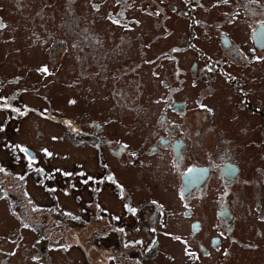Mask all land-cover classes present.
<instances>
[{
    "label": "flooded vegetation",
    "instance_id": "obj_1",
    "mask_svg": "<svg viewBox=\"0 0 264 264\" xmlns=\"http://www.w3.org/2000/svg\"><path fill=\"white\" fill-rule=\"evenodd\" d=\"M64 1L69 3L67 6L64 5L67 11L79 0ZM151 1L153 2L154 14L150 16L149 22L146 23L149 34L169 25L162 21L169 22L166 18L169 15L166 8L159 5L157 0ZM15 3L14 7L19 9L23 7L45 9L47 7V4L44 6L40 1L36 3L34 0H16ZM120 3L122 6L118 8V13H115L114 10L108 13V25L110 23L129 36L133 25L138 23L133 21V18L129 19L127 17L124 11L128 5L127 1L120 0ZM204 5L205 3L200 6L204 8ZM91 6L100 9L98 3ZM200 6L196 0V2L191 3L189 8L198 10ZM243 6L245 8L240 9L241 11L261 8L257 4H245ZM42 9L37 10V14L32 17L12 15L10 18L0 15V35L5 34L11 37V39L6 40V43L10 46L7 49H5L6 45L4 46L5 55H19L24 53L23 51L26 49L27 51H33L29 53V58L34 61L37 60L35 65L30 66L32 69L25 67L26 70H29L24 75L25 78L31 72H43L46 60L44 62L39 61L44 57L46 50L55 59L53 61L55 64L53 73L50 75L56 78L57 57L60 47L62 50L65 48V44L56 40L55 35H53L55 24L59 23V21H56L58 16L45 15ZM168 9H171L169 11L171 13H177L178 17H192L191 10L188 7H186V10H179V6L174 5V1L168 4ZM10 12L13 13L14 11L11 10ZM59 12L60 9L57 13ZM198 14L199 11H197L196 18L192 17L183 22L181 29L186 27V30H181L180 41L184 39L187 41L188 38L192 40L208 38L209 26L211 25L209 22L206 23V20H199ZM162 15L163 18H161ZM236 16V13L231 12L229 17H226L227 30L220 34L218 39L221 52L225 54V59L230 64H239L245 58L243 49L238 47V39L232 38L234 30L232 21L233 17ZM89 22L90 20L87 19L84 27L78 28L79 36L74 32L76 28L69 30L67 33L71 36L70 40L75 39L78 41V53L75 60L80 65L84 62L87 63L81 65L82 69L85 67L89 69V71L84 70L81 72L82 77L91 76L94 79L96 75L99 79H104L108 74L105 73L108 72L106 61L111 60L115 65L116 62L120 61L119 57H126L127 53L122 52L123 49L119 47L116 49L107 47L106 43L99 41V37H94L91 33H85L83 30L89 25ZM150 22L154 23L151 24ZM261 24H264V20L256 24V30ZM63 26L65 30L68 29L66 22ZM231 28L233 30H230ZM248 28L251 31V39L248 37L249 43L255 47L260 57H264V52L256 46V30H254L252 22H250ZM178 31L174 27L173 41L178 40H175ZM215 31L216 35L221 32ZM125 38L121 34L110 39V41L115 39L120 41ZM25 39L30 40L28 46ZM51 41L53 43L47 47V43ZM21 43L25 48L21 46ZM60 43L63 45L58 46ZM191 47L198 49L194 44ZM120 50L121 52H118ZM106 51H108L107 54ZM110 53H112V57H108ZM101 61L102 64H100ZM199 62V60H196L190 64L176 63L175 70L162 81L164 94L161 100L162 106L165 105L164 113L160 118H154V121L149 120L152 126L150 127V135L146 137L147 144H144V147L139 146V148L134 147L130 142H122L121 139H116V142L120 143H112L114 139L109 135L108 129L110 119L114 118L111 115H106L107 122L100 121L97 118L92 121L87 120L86 129L69 119L65 120L66 124H63L56 117L60 110L56 108L54 101L51 100L52 97L49 92L41 97V103L26 102L20 104L18 102L23 93L19 91L8 92L10 85H13L12 79L4 85L2 79H0V105L3 108L0 111V205L2 207L3 203L6 206L3 210L8 218L16 224L15 226L11 225V230L23 239L21 245L23 254L17 255L14 253L12 246H9L7 250L9 255L0 248V264H51L52 256L57 251L66 253L70 245L81 247L83 241L79 235H84L88 240L86 233L92 227L94 219L86 216L87 205L92 201L88 202V199L83 198L86 194H81V192L91 191L95 193L102 189V192L96 198L102 201V205H107L106 214L100 218L102 222L106 223L111 212L114 211L109 204L112 200V194H108L107 197V190H111L110 192L115 195L117 201L119 199L117 193L125 195V197L130 196L119 169L124 170L126 166L135 168L138 161H143L146 165L143 174L148 178L141 177L143 182L151 181L152 184L159 185L164 189L175 190L174 198L170 197L166 202L176 201V207L169 208L165 201L150 198L160 212L157 215H151L149 211L134 206L132 199L125 200L123 204L125 207H120L119 211H116L117 215L111 218V221L117 223V225L108 232L100 231L97 235H92L90 240L97 239L99 245H92L91 249L86 252L85 258L74 264H94L99 256L104 259L103 264H161V257L166 255L167 250L177 253L173 244L179 245L181 251L178 256L184 257L186 263L202 264L212 262L213 260H209L211 257L221 256L223 262H220V264H227L235 258L233 255L235 248L233 246H237L243 252L259 249L260 246L255 241L248 238L247 241L250 244H237L235 237L244 236L243 233H238L241 232V229L239 231V219L236 214L243 200L249 201L252 198L249 207L258 219L255 220L264 223V104L254 97H251L252 101L248 97L243 98L240 103L242 108L248 105L251 108V113L262 121L260 125H257L261 126V129H259L256 140H251L250 144L246 146H236L229 137L221 138L220 143L219 136L212 141L210 139L212 127L205 128L201 123L202 116L206 114L204 112L193 113L196 107H204L208 103L209 96L212 93L210 87L206 90L197 89L196 91L195 87L198 86H194L192 80L188 79L189 77L200 78L203 73H206V69ZM97 65L98 72L95 73L92 69ZM20 67L17 65V68L22 70ZM130 75V72H128L125 76L127 78ZM125 76L121 80L125 79ZM206 76H210V71L206 73ZM187 86L189 89H187ZM228 86L233 88L234 83L231 81ZM189 91L194 94L193 98L186 97V92ZM34 94L37 95L38 93ZM116 98L120 100L123 96L117 93ZM219 102L215 106L217 109L215 112L207 113L214 117L218 116ZM15 103H17L16 107L12 106L10 110L5 109L9 104ZM39 103L41 106L38 105ZM122 110L123 108L119 111ZM191 116L194 118L189 120ZM30 119H38L44 124L43 129L37 127L34 132L36 142L40 144L39 146H34L28 140L29 134L26 133V127ZM46 123H53L57 126V129H55L57 133L51 137L52 140H55L54 144L43 142V137L46 135L44 130ZM218 125L216 124V129ZM222 131V129H219V132ZM9 133L16 134L17 137H12L8 135ZM244 135L254 136V134L248 133V128L244 130ZM79 137L85 139L84 142L90 150L96 151L95 156L98 157L100 167L112 166L107 174L103 172L101 176H97L86 172L85 176H79L80 166L72 165L67 169L61 167V163L69 161L67 157L62 158L66 153H61L56 148L64 141L76 149L77 144L83 142L78 141ZM17 138L22 140H15ZM138 141L140 143L141 138H138ZM250 149H262L259 161L254 163V156L249 154ZM190 152L197 161L187 162ZM245 157L248 158L247 161L251 164V171ZM88 166L89 163L86 162V171L91 169L87 168ZM139 166L141 165L139 164ZM16 168H20V171ZM122 172H125V170ZM65 178H70L71 183L66 182ZM145 182L144 184H146ZM145 189L147 191L152 190L150 186ZM243 190H245V193L241 194L240 192ZM222 192L224 194H221ZM93 193H89V195ZM80 194L82 197L80 198L82 202L79 205L80 207H69L63 202L64 197L70 201V199L73 200L72 196L80 197ZM150 200L149 203H151ZM207 206L213 210V213ZM163 207H166L165 211H162ZM184 207H186V210L179 212ZM250 209H247V212L249 216H252ZM138 210H141L143 223H139L135 230L132 225L136 221ZM99 211L100 209L97 210V213ZM200 211H202V214ZM90 212L93 213V211ZM31 215L38 218L39 225L30 221ZM50 216L64 218L61 222L67 220L65 223H67L66 229L68 232L63 235L64 239L62 240L65 243L64 248L60 247L59 238H57L58 247L51 245L49 241V239L56 237L55 234L59 232L57 231L53 236L48 235L49 226L47 229L45 228V217L49 218ZM169 217L173 218L171 222H168ZM0 220L3 222L2 219ZM174 220L178 232L171 231V223ZM8 222L9 220L5 223ZM122 223L124 224L120 225ZM0 224L1 227L6 226L4 222ZM244 225L249 226L248 223ZM216 227L217 229H215ZM208 228L215 230L208 232ZM44 230H46V235ZM71 232L74 234L71 235ZM256 235L262 238L264 233L262 230H257ZM165 239H168L171 243H166ZM26 241L36 247L30 248ZM8 242H14L20 247L21 239L19 236L8 232L7 240L3 243L7 244ZM106 242L112 244L106 247ZM116 242L119 243L118 250H116ZM120 242H123V245H120ZM94 243L96 242L93 241ZM89 245L91 244L89 243ZM231 248L233 250L230 251ZM33 250H35L34 253ZM167 257L170 261L175 259L169 258V255ZM187 260H190V262H187Z\"/></svg>",
    "mask_w": 264,
    "mask_h": 264
},
{
    "label": "rangeland",
    "instance_id": "obj_2",
    "mask_svg": "<svg viewBox=\"0 0 264 264\" xmlns=\"http://www.w3.org/2000/svg\"><path fill=\"white\" fill-rule=\"evenodd\" d=\"M15 1L16 0H0V15L7 17L12 15H19V17H32L37 14V10L42 9H31L27 7L21 9L15 8ZM34 1L36 3L40 1L44 6L47 4V7L42 9L44 10L45 15L58 16L56 21H59V23L55 24L53 35H55L56 40L65 44V48L62 50L60 47L57 57V66L55 68L57 69L56 78H53V75H50L53 73L55 65L53 61L55 59L50 55L48 50L45 51L44 57L39 61L44 62V60H46L45 68L47 71L43 70L42 73L34 71L25 78L24 75L29 72L25 67L32 69L30 66L35 65L37 61L29 58V53L33 51H27L25 49V51H23L24 53L19 55H5L4 46L6 45L5 49L10 46V44L6 43V40L11 39V37L5 34L0 35V49H2L0 51L2 52V54H0V79H2L3 85L12 79L13 85H10L8 92L19 91L23 93V96L18 103H38L41 101V97H44L46 93L49 92L52 97L51 100L54 101L56 108L60 110V113H58L56 117L60 119L59 121L63 124H66L67 122H65V120L69 119L86 129L85 126H87L88 121L97 118L100 121L107 122L106 115H111L114 117V120L110 119V126L108 129L109 135L114 139L112 142L113 144L120 143L116 142V139H121L122 142L127 141L132 143L134 147L137 146L136 148H139V146L144 147V144H147L146 137L150 135V127L152 126L149 120L154 121V118H160L164 113L163 109L165 108V105L162 106L161 100V97L164 94L162 81L168 77L169 73L175 70L176 63L190 64L199 60L202 67L206 69V73L210 71V76L207 77L206 73H203L202 76H200L201 79L192 77H189L188 79L192 80L194 86H198L195 87L196 91L197 89L206 90L208 87L212 90L211 92L213 94H210L208 103L204 107H196L193 111L194 114H199L200 112L206 114L205 116L200 115L202 116L201 123L205 128L212 127V130H210L212 133H210V139L213 141L219 136L220 143L221 138L229 137L234 141L236 146H246L250 144L251 140H256L257 134L260 131L259 129H261V126L257 125H260L262 121L259 117L251 113V108L248 105L245 108H242L240 103L243 98L248 97V99L252 101L251 97H254L257 98V100H261L264 104V57H260L256 52L255 47L249 43L250 40L248 41V37L251 39V31L248 28L250 22L253 23L254 30H256V24L259 21L264 20V0H226V2L225 0H197L199 6L205 3L204 8L200 6L198 10L189 8L191 3L196 2V0H157L159 5L165 7L166 12L169 14L166 16L169 22L162 20L169 25L150 34L148 33V28H146V23L149 22L150 16L154 14L152 6L153 2L151 0H126L128 5L125 7L124 11L127 17L129 19L133 18V21L138 23L137 25H133L129 36L122 30L113 27L110 23L108 25V13L113 10L115 13H118V8L122 6L120 0H79L72 8L67 9V11L64 5L67 6L69 3H66L64 0ZM173 1L174 5L177 4L179 6V10H186V7H188V9L191 10L192 17L196 18L197 11H199L198 19L202 21L206 20V23L209 22L211 25L209 26L208 38H196L193 40L188 38L187 41L186 39L183 41L179 40L180 34H182L181 30H186V27L181 29L183 22L192 17H178L177 13L169 12L171 9H168V4ZM97 3L99 4L100 9L91 6L92 4L96 5ZM245 4H257L261 8L241 11L240 9L245 8L243 6ZM59 9L60 12L57 13ZM11 10L14 12L11 13ZM231 12H233V14L236 13L237 15L236 17H233L232 21L234 30L233 28L230 29L233 30L232 38L238 39V47L243 49V56L245 57L239 64H230L226 61L225 54L221 52L218 42L220 34L227 30L228 25L226 24L225 19L226 17H229ZM223 15L225 16L224 18ZM161 18H163V15ZM87 19H89L90 22L83 30L85 33H91L94 37H99V41L106 43L107 47H114V49L119 47L123 49L122 52L127 53L126 57H119L120 61L116 62L115 65L111 60L106 61L108 72L105 73L108 74L104 79H99L96 75L94 79L91 76L82 77L81 72L84 70L89 71V69H87V67L82 69L81 65H86L87 63L84 62L80 65V63L75 60L76 54L78 53V41L75 39L70 40L71 36L67 33L69 30L76 28L74 32L79 36L80 33L78 28H83ZM64 22H66L68 27L67 30L64 29ZM174 27L179 30L175 36V40L178 39L177 41H173L172 34L174 32ZM215 30L221 32L216 35ZM8 34L11 35L10 32H8ZM121 34L126 38L120 41L116 39L110 41V39L116 38ZM139 35H141V37H139ZM25 43L28 46L30 40L25 39ZM51 43H53V41L48 42L47 47ZM62 43L58 46L63 45ZM192 44L198 49H193L191 47ZM21 46L25 48L22 43ZM181 50L185 52H182ZM118 52H121V50ZM107 53L108 51H106V54ZM111 55L112 53H110L108 57H112ZM100 64H102V61ZM17 65L21 66L20 69L22 70H19ZM92 71L97 73L98 65L93 68ZM128 72H130L131 75L126 78L125 75H127ZM123 76H125V79L121 80ZM231 81L234 83L233 88L228 86V83ZM187 89H189L188 86ZM34 93L38 94L36 95ZM117 93L123 96V98L118 100L116 98ZM186 94V97L188 98L194 97V94L190 91L186 92ZM218 101H220L218 103L220 108L219 114L215 117L211 116L207 112H215L217 110L215 106H217ZM40 103L38 105H40ZM12 106L16 107L17 103L9 104L5 109L10 110V107ZM122 108L123 110L120 112L119 110ZM1 109H3L2 105H0V111ZM193 118L194 117L191 116L189 117V120H192ZM216 124H219L217 129ZM43 125L44 124L38 119H30V122L26 127V133L29 134L28 140L31 141L34 146L40 145L36 142L34 132L37 127L43 129ZM246 128H248V133H252L254 136H245L244 130ZM55 129H57V126L53 123L45 124L44 130L46 135L43 137L44 143H55V140L51 139V137L57 133ZM219 129H222L223 131L219 132ZM61 131L62 129L60 130V133ZM8 135L17 137L16 134L12 135L9 133ZM138 138H141L140 143ZM15 140L22 139L17 138ZM78 141L83 142L77 144L76 149L71 147L68 142L64 141H62L60 146L56 148L61 153H66L62 158L67 157L69 161L67 163H61V167L67 169L72 165L80 166L79 176H85L86 172L91 175L101 176L103 172L107 174L109 169H112V166L100 167L98 157L95 156L96 151L93 149L90 150L85 144V139L83 137H79ZM261 150L262 149L249 150V154L254 156V163L260 160ZM245 159L251 167L250 162L247 161L248 158L245 157ZM189 161H197L191 152L188 154L187 158V162ZM86 162L89 163L87 168H91L89 171H86ZM139 164L142 167L139 166ZM16 169L20 171V168ZM145 169L146 165L143 161H138L137 165L135 164V168L126 166V168H124L125 172H122L124 170L119 169L120 175L124 181L126 189L129 190L130 196L125 197V195H119V193H117L119 198L117 201L115 195L110 192L111 190H107V197L108 194H112V200H110L109 204L114 211L111 212L106 223L102 222L100 218L106 214L105 210L107 205H102V201L97 200L96 198L98 194L102 192V189H99L95 193L91 191L81 192V194H86L83 198L88 199V202L92 201L86 208V216L94 218L92 227L89 228L86 233L88 240L84 235H79L80 239L83 241L82 246L75 247L70 245L66 253L57 251V253H54L52 256L53 260L51 264H74L75 262L82 261L86 256V252L91 249L92 245H99L97 239L90 240L92 235H97L100 231L108 232L111 228H114V226L117 225V223L111 221V218L117 215L116 211H119L120 207H125V205H123L125 200L132 199L134 206L149 211L151 215H157L160 213L156 208V205L153 203V200H150V198H158L159 200L166 202L170 197L174 198L175 190L164 189L159 185L152 184L151 181H144L146 183L144 184L141 177L148 178L143 174ZM251 169L252 167L250 168V171ZM64 180L69 184L71 183L70 178H65ZM69 184L67 185V189ZM147 186H150L152 190L147 191L145 189ZM247 192L251 194L250 191L247 190ZM89 193L93 194L89 195ZM240 193H245V190ZM81 194L80 197L72 196L73 200L69 198L70 201L66 200V197H64L65 199H63V202L69 207H78L82 204L80 201V198H82ZM221 194H224V192ZM149 200L151 203H149ZM251 202L252 198L249 201L243 200L236 211L239 219V231L241 229V232L238 233H243L244 236L242 235L241 237L235 238L237 244H250L247 241L249 238L258 243L260 247L256 251L243 252L237 246H233V248H235L233 251L235 258L227 262V264H264V236L261 238L256 235L257 230H262L264 233V223L255 220L257 219L255 213L249 207ZM165 204L169 208L176 207V201H168ZM5 207L6 206L3 203L2 207L0 205V214H2L0 215V219L6 224L5 227H1L0 224V248L9 255L7 250L9 246H12L14 253L17 255L23 254L21 250L23 239L19 234L11 230V225L15 226L16 224L8 218V215L3 210ZM99 209L100 211L97 213V210ZM247 209H250L252 216H249ZM62 210L66 211L64 209ZM165 210L166 207H163L162 211ZM185 210L186 207L180 209L179 212ZM209 210L213 213V210L210 208ZM90 211H93L94 214ZM200 212L202 214V211ZM62 219L64 218L58 216H50L49 218L45 217V228L47 229L49 226V236H53L59 231L55 234L56 237L49 239V241L51 242V245L56 247L58 243L57 238H59V243H61L60 247L64 248L65 243L62 242L64 239L63 235L68 231L66 229L67 223H65L67 220L61 222ZM172 219V217H169L168 222H171ZM7 220H9V222L5 223ZM30 221L38 225L40 223L38 218L34 215L30 216ZM3 222L0 220V223ZM139 223H143V220L141 219V210H138L136 221L132 225L135 230ZM175 223V220L171 223L172 232H178L175 228ZM245 223H248L249 226L247 227L244 225ZM123 224L124 223L120 225ZM215 229H217V227ZM215 229L210 230V228H208V232H212ZM242 229L244 230L242 231ZM8 232L20 237V247L14 242H8L7 244L3 243L7 240ZM44 234L46 235V230H44ZM72 234L74 233L71 232V235ZM93 241L96 243L93 244ZM164 241L168 244L171 243L168 239H165ZM26 243L30 248L36 247L27 241ZM89 243L91 245H89ZM110 244L112 243L106 242V247ZM120 245H123V242H120ZM173 245L175 246L174 248L177 253L167 250L166 255L161 257V264H190L184 261V257L181 255L178 256L181 251L179 245ZM118 248L119 243L116 242V250H118ZM233 248H231L230 251L233 250ZM34 251L35 250H33V253ZM168 255L169 258L175 259L170 261L167 257ZM209 260L213 261L202 264H220V262H223L221 256L211 257ZM103 261L104 259L99 256L94 264H103ZM187 262H190V260H187Z\"/></svg>",
    "mask_w": 264,
    "mask_h": 264
},
{
    "label": "water",
    "instance_id": "obj_3",
    "mask_svg": "<svg viewBox=\"0 0 264 264\" xmlns=\"http://www.w3.org/2000/svg\"><path fill=\"white\" fill-rule=\"evenodd\" d=\"M255 33H256L255 34L256 41L261 42V43H257L256 45L261 51H264V36L262 35L264 33V25H260ZM259 37H263V38H259Z\"/></svg>",
    "mask_w": 264,
    "mask_h": 264
},
{
    "label": "bare ground",
    "instance_id": "obj_4",
    "mask_svg": "<svg viewBox=\"0 0 264 264\" xmlns=\"http://www.w3.org/2000/svg\"><path fill=\"white\" fill-rule=\"evenodd\" d=\"M262 35L264 36V33H263ZM259 38H263V37H259ZM255 43L257 44V43H261V42H259V41L257 42L256 39H255ZM256 46H257V45H256ZM257 48H258V47H257ZM258 49H259V48H258ZM259 50H260V49H259ZM260 51H261V50H260ZM262 52H264V51H262Z\"/></svg>",
    "mask_w": 264,
    "mask_h": 264
},
{
    "label": "snow or ice",
    "instance_id": "obj_5",
    "mask_svg": "<svg viewBox=\"0 0 264 264\" xmlns=\"http://www.w3.org/2000/svg\"><path fill=\"white\" fill-rule=\"evenodd\" d=\"M225 2H226V0H225ZM44 71H47V69L45 68Z\"/></svg>",
    "mask_w": 264,
    "mask_h": 264
}]
</instances>
